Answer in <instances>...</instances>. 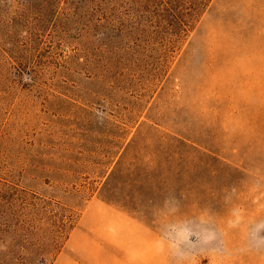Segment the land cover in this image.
<instances>
[{"label": "rangeland", "instance_id": "rangeland-1", "mask_svg": "<svg viewBox=\"0 0 264 264\" xmlns=\"http://www.w3.org/2000/svg\"><path fill=\"white\" fill-rule=\"evenodd\" d=\"M169 4L0 0V264L92 199L145 229L97 263L264 264V0Z\"/></svg>", "mask_w": 264, "mask_h": 264}, {"label": "crops", "instance_id": "crops-1", "mask_svg": "<svg viewBox=\"0 0 264 264\" xmlns=\"http://www.w3.org/2000/svg\"><path fill=\"white\" fill-rule=\"evenodd\" d=\"M135 228L143 232L145 230L142 224L135 222L133 218L121 210L102 200L92 199L85 206L79 218V226L73 227L70 231L66 249L57 254L52 264H81L75 256L85 257L92 264H100L96 262V253L91 252V250L111 248L110 246L131 252L133 248L129 245V241H131ZM92 239L101 240L103 246H100V242L92 241ZM93 242L98 245H94ZM105 243L109 246H105ZM131 254L142 256L140 251L139 253L131 252ZM162 258L164 256L160 257L158 254L156 260L147 264H162L164 261ZM106 264L131 263L113 260Z\"/></svg>", "mask_w": 264, "mask_h": 264}, {"label": "trees", "instance_id": "trees-1", "mask_svg": "<svg viewBox=\"0 0 264 264\" xmlns=\"http://www.w3.org/2000/svg\"><path fill=\"white\" fill-rule=\"evenodd\" d=\"M169 5L171 6V7H175V8H179V7H177L178 5H179V0H169ZM169 7V6H168ZM170 7V8H171ZM167 9H169V8H167ZM182 16H183V13H182ZM178 142H181V141H178ZM181 144H183V143H181ZM10 206H12V203H10L9 204ZM6 217H8L7 215H1V218L2 219H4V221H3V225H5V227L7 228V227H10L9 226V224H11L8 220H9V217L8 218H6ZM2 224V223H1ZM63 246H61V248H62ZM42 249V248H41ZM59 252H60V250H59ZM58 252V253H59ZM45 253H47V252H45ZM45 253H39L37 256H39V257H37V258H35V257H31V258H21L20 260H19V263L18 264H45V263H47V259H48V253H47V255L45 254ZM57 253V254H58ZM56 254V255H57ZM17 260H18V258H16ZM55 258H53L52 259V262H51V264L53 263V260H54Z\"/></svg>", "mask_w": 264, "mask_h": 264}, {"label": "clouds", "instance_id": "clouds-1", "mask_svg": "<svg viewBox=\"0 0 264 264\" xmlns=\"http://www.w3.org/2000/svg\"><path fill=\"white\" fill-rule=\"evenodd\" d=\"M259 243H264V239L260 240Z\"/></svg>", "mask_w": 264, "mask_h": 264}]
</instances>
